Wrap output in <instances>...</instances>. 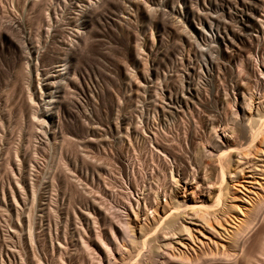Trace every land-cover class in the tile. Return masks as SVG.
<instances>
[{
	"label": "rangeland",
	"instance_id": "rangeland-1",
	"mask_svg": "<svg viewBox=\"0 0 264 264\" xmlns=\"http://www.w3.org/2000/svg\"><path fill=\"white\" fill-rule=\"evenodd\" d=\"M210 1L218 6L209 0H0V264H90L100 256L93 229H106L105 242L112 221L98 201L124 215L138 193L168 186L149 154L151 133L162 129V99L187 87L202 96L207 57L200 49L211 45L213 60L223 61L216 49L226 35L236 40L240 33L234 9ZM59 65L65 69L56 76ZM129 121L135 130L125 129ZM187 125L157 140L166 152L181 142V152L173 153L182 162L192 135ZM127 147L139 167L136 187L126 174ZM166 158L162 171L169 174L173 163ZM150 171L160 174L158 181L143 175ZM136 249L133 260L142 252ZM253 254L252 264H264V254Z\"/></svg>",
	"mask_w": 264,
	"mask_h": 264
},
{
	"label": "bare ground",
	"instance_id": "bare-ground-1",
	"mask_svg": "<svg viewBox=\"0 0 264 264\" xmlns=\"http://www.w3.org/2000/svg\"><path fill=\"white\" fill-rule=\"evenodd\" d=\"M208 3L213 7L216 5L210 0ZM223 5L228 11L234 9V12H229L234 15L239 26V36L233 40L234 38L225 34L227 37L222 39L221 48L216 46L220 48H215L217 55L224 58L223 61H219V57V60H213L214 53L212 54V47H209L211 45L205 44L206 47L200 49L207 57L203 64L207 76L204 94L201 96L188 87L186 93L182 92L179 97L174 94L173 97L167 92L168 95L161 103L162 132L157 130L158 132L151 133L154 144L149 153L150 159L156 162L157 169L162 172L163 181H160L165 183L167 179L168 186L157 188L153 195L149 194L151 191L137 192L139 197L135 198V205L129 201L125 203L123 216L119 215L118 210L111 207L108 209L104 202L102 204V201H98L102 206L99 205V209H103L100 211H104L107 216L111 215L109 221H112L106 227L109 238L105 242L101 237L106 235L103 232L106 229L100 231L97 227L100 232L93 229V233H96L93 235V245L100 256L96 261L91 260L90 264H252L253 253L263 256L264 17L260 18L264 0H223ZM209 36H212L211 33ZM58 67L55 70L56 76L61 75L65 69L64 65ZM186 84L190 85L189 80ZM40 96L42 97L41 94ZM51 98L50 94L48 99ZM210 101V106L203 105ZM130 121L125 129L132 131ZM186 125L192 127V135L189 144L185 141L187 144L184 143L183 146L187 167L183 172L181 167L184 161L178 157L182 150L178 146L181 142L178 144L177 140L171 146L174 150L179 149L180 152L176 155L172 149V152L168 149L169 153L166 152L163 144H159L157 140L158 137H166L171 129L183 132ZM197 129L202 130L200 136H197ZM125 134L127 136L129 132ZM170 142L172 145L174 141ZM161 156L171 158L173 166L171 164L169 174L162 171L166 162ZM124 157L126 174L134 181L133 185L137 184L139 167L137 165L136 168L128 147L125 148ZM150 172L143 175H154L153 171ZM158 175L156 178L152 177L158 181ZM99 196H96L97 200L100 199ZM98 202L94 203L97 205ZM65 243L66 241L63 244ZM136 248H141L142 252L139 251L137 258L133 260L135 251L138 250Z\"/></svg>",
	"mask_w": 264,
	"mask_h": 264
}]
</instances>
